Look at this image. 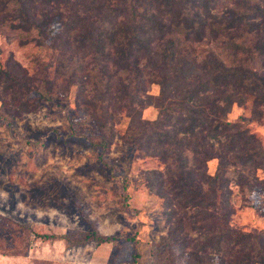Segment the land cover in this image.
<instances>
[{"label": "trees", "instance_id": "1", "mask_svg": "<svg viewBox=\"0 0 264 264\" xmlns=\"http://www.w3.org/2000/svg\"><path fill=\"white\" fill-rule=\"evenodd\" d=\"M3 25L35 30L44 52L31 68L0 56L5 118L62 95L92 118V146L107 152L121 140L160 162L146 174L169 225L158 262L264 264V228L232 224L239 200L264 216L250 197L264 200V140L248 126L264 117V0H0ZM234 106L250 115L230 120ZM84 234L37 236L113 241Z\"/></svg>", "mask_w": 264, "mask_h": 264}, {"label": "rangeland", "instance_id": "2", "mask_svg": "<svg viewBox=\"0 0 264 264\" xmlns=\"http://www.w3.org/2000/svg\"><path fill=\"white\" fill-rule=\"evenodd\" d=\"M52 28L55 33L60 24L55 21ZM36 37L35 30L1 26L2 62L13 57L31 68L32 58L44 53L35 45ZM148 89L158 92L152 84ZM5 115L0 101V264H166L157 261L165 253L162 239L169 226L163 199L146 186L147 171L160 167L157 158L142 156L121 140L107 152L92 146L86 138L96 133L92 118L62 95L38 100L37 109L22 116ZM143 115L153 119L157 109L148 105ZM241 115L249 116L248 109L234 106L229 119ZM248 126L264 140V117ZM216 163H210L211 172ZM250 197L264 207L263 197ZM232 224L262 229L264 216L239 200ZM93 229L113 241L69 247L63 240L37 236ZM26 243V254H16ZM187 257L177 264H188Z\"/></svg>", "mask_w": 264, "mask_h": 264}]
</instances>
